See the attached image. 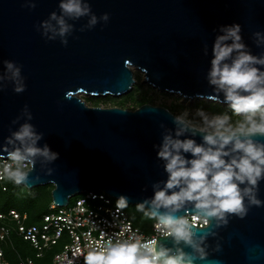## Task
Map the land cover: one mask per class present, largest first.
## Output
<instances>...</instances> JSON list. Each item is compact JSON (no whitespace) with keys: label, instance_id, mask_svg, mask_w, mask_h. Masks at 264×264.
Here are the masks:
<instances>
[{"label":"water","instance_id":"obj_1","mask_svg":"<svg viewBox=\"0 0 264 264\" xmlns=\"http://www.w3.org/2000/svg\"><path fill=\"white\" fill-rule=\"evenodd\" d=\"M31 2L36 7L29 10L22 7L25 0H0V70L4 60L14 61L26 83L21 94L11 85L0 91V143L27 105L30 123L43 133L40 143L59 158L51 176L34 166L25 188L52 186L51 203L57 207L81 193L124 195L128 205H136L151 196L153 182L165 178L153 145L160 141V124L172 128V113L148 104L134 111L93 108L81 96H125L137 70L160 93L224 105L207 99L211 90L204 79L214 30L239 24L253 54L259 49L252 34L264 32V0H87L97 17L109 15L108 22L80 32L86 18L75 21L68 44L61 46L42 39L34 27L53 11L59 14V0ZM205 45L208 56L202 53ZM259 198L264 200V182ZM217 231L220 251L201 264H264V206L251 208L243 219L231 218Z\"/></svg>","mask_w":264,"mask_h":264},{"label":"clouds","instance_id":"obj_2","mask_svg":"<svg viewBox=\"0 0 264 264\" xmlns=\"http://www.w3.org/2000/svg\"><path fill=\"white\" fill-rule=\"evenodd\" d=\"M22 7L31 10L36 5L25 0ZM57 7L59 14L53 11L34 27L42 39L58 40L61 46L68 44L75 21L86 18L77 29L83 32L109 20L107 13L97 17L87 0H59ZM214 31L204 77L211 90L207 99L222 102L226 110L184 108L170 115L171 129L159 125L160 141L153 150L165 178L153 182L151 196L135 205L137 213L153 222L157 235L146 237L131 228L119 234L101 231L100 239L83 253V264H201L220 251L217 230L231 218L243 219L251 208L264 206L259 198L264 142L258 139L264 138V32L252 34L259 49L253 54L243 42L239 24ZM202 53L209 55L207 45ZM9 85L15 94L26 90L22 66L4 60L0 91ZM32 119L25 105L10 122L9 134L0 143V180L26 187L34 166L45 176L53 174L51 165L59 154L40 143L43 133L30 123ZM39 178L33 177V182ZM127 207L128 197L118 196L117 213ZM67 264H74V259Z\"/></svg>","mask_w":264,"mask_h":264},{"label":"built area","instance_id":"obj_3","mask_svg":"<svg viewBox=\"0 0 264 264\" xmlns=\"http://www.w3.org/2000/svg\"><path fill=\"white\" fill-rule=\"evenodd\" d=\"M5 180H0L1 191L5 192ZM73 203L65 207L49 206L38 224L28 226V215L10 210L0 212V264H11L5 256V245L11 234H15L34 251L38 264H67L74 259V264H83V253L100 239V232L120 233L126 228L139 230L129 219L125 210L117 213L116 199L105 193H81L73 197ZM151 234L157 235L154 224ZM196 227H200L196 225ZM128 235L127 232L124 233ZM57 249L55 252H52ZM50 259L45 260V256ZM15 264H36L31 258L18 259Z\"/></svg>","mask_w":264,"mask_h":264},{"label":"rangeland","instance_id":"obj_4","mask_svg":"<svg viewBox=\"0 0 264 264\" xmlns=\"http://www.w3.org/2000/svg\"><path fill=\"white\" fill-rule=\"evenodd\" d=\"M132 73L134 86L132 91L125 96L119 98H89L81 96L80 98L88 107L93 108L117 107L128 111H134L141 105L148 104L154 107L165 108L173 115L180 113L184 110V108L194 110L199 107L209 112H220L226 110V106L222 104L211 103L203 100L186 101L175 95L160 93L144 83L143 73L137 70H132ZM7 187L8 192L3 193L0 191V210L2 211H6L11 208L19 211L22 207H28L30 203L33 202L40 203L41 205L42 201L45 199L43 194L44 187H36L28 190L25 187L16 186L10 182L7 183ZM51 189H46V192L48 193ZM73 200V197L70 198V204L73 203ZM124 210L131 220L139 222V224L136 225L144 234H151V224L153 222L143 218L141 214L137 213L135 211V205H128V207ZM56 250L57 249H54L52 252H55ZM4 251L6 259L11 264H15L18 259V255L21 258H31L36 264H38V262L40 263L39 260H35V253L29 245L14 236H10L9 241L5 245ZM46 259H50V256L46 255L45 260Z\"/></svg>","mask_w":264,"mask_h":264},{"label":"trees","instance_id":"obj_5","mask_svg":"<svg viewBox=\"0 0 264 264\" xmlns=\"http://www.w3.org/2000/svg\"><path fill=\"white\" fill-rule=\"evenodd\" d=\"M7 183H9L8 181H4V186L6 187V191L5 192H3V191H1V188H0V191L1 192H3V193H6V192H8V187H7ZM52 187H47V186H45L44 187V192H43V194H44V196H45V199H47V200H43L42 201V204L40 205V203H36V202H33V203H30V205L27 207H22L21 208V210H16V209H13V208H11V209H8V210H6V211H2V210H0V212H4V213H7L8 211H10V210H15V211H17V212H19V213H26L27 215H28V221H27V225L28 226H31V225H35V224H38L39 223V221H40V218H41V216L43 215V214H46L47 212H48V210H49V206L52 204L51 203V197H50V193H51V191H49L48 193L46 192V189H51ZM52 190V189H51ZM130 219V218H129ZM131 220V219H130ZM132 222H133V224L136 226V227H138L136 224H139V222H135V221H133V220H131ZM151 225H153V223L151 224ZM139 228V227H138ZM11 236H14V237H16V238H18L15 234H11ZM21 240V239H20Z\"/></svg>","mask_w":264,"mask_h":264}]
</instances>
